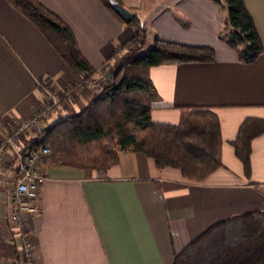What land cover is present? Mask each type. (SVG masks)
<instances>
[{
	"label": "crops",
	"instance_id": "1",
	"mask_svg": "<svg viewBox=\"0 0 264 264\" xmlns=\"http://www.w3.org/2000/svg\"><path fill=\"white\" fill-rule=\"evenodd\" d=\"M71 29L79 49L105 82L128 53L153 37L208 45L210 62L162 63L148 68L154 86L150 120L175 123L186 106L208 107L218 118L221 165L201 180L175 166L156 167L148 155L123 150L104 169L54 164L35 198L39 210L26 220L34 264H170L174 253L217 218L264 209V130L251 139L245 175L230 140L243 118L264 119V4L244 0L263 51L249 62L218 37L224 10L213 0H120L144 30L139 37L99 0H38ZM53 89L75 86L78 76L33 25L0 0V137L41 100L37 81ZM96 88L76 87L44 123L82 107ZM32 135V132H23ZM5 162V163H4ZM0 172V258L16 248L6 218V182L14 160Z\"/></svg>",
	"mask_w": 264,
	"mask_h": 264
},
{
	"label": "trees",
	"instance_id": "2",
	"mask_svg": "<svg viewBox=\"0 0 264 264\" xmlns=\"http://www.w3.org/2000/svg\"><path fill=\"white\" fill-rule=\"evenodd\" d=\"M29 19L82 83L95 69L82 55L73 32L38 0H6ZM119 20L112 3L99 0ZM224 10L218 37L235 50L237 59L252 61L263 51L260 36L244 0H213ZM264 4V0H263ZM123 6V5H122ZM122 21V20H121ZM144 31L133 14L127 23ZM210 46L166 40L157 36L141 43L100 82L78 110L44 123L32 135L20 134L23 152L46 144L45 165L64 164L104 169L123 150L142 152L156 167L175 166L182 176L201 180L221 165V137L217 115L208 107L186 106L175 123H154L149 114L154 86L148 68L162 63L210 62ZM264 130V119L247 116L230 140L245 175L250 172L251 139ZM170 264H264V209H247L215 219L174 253Z\"/></svg>",
	"mask_w": 264,
	"mask_h": 264
},
{
	"label": "built area",
	"instance_id": "3",
	"mask_svg": "<svg viewBox=\"0 0 264 264\" xmlns=\"http://www.w3.org/2000/svg\"><path fill=\"white\" fill-rule=\"evenodd\" d=\"M84 84L93 88L99 85L93 80L82 83L78 79L75 86L66 84L57 91L47 82L46 78L38 80L37 86L41 93V100L34 106L31 116L12 121L4 135L0 137V172L4 161H15L10 178L5 182L10 196L6 218L16 248L11 258H0V264H34L33 243L26 220L39 210L35 198L39 186L45 179L44 158L50 148L42 144L36 149L23 152L20 134L23 132L37 133L40 120L48 117L61 102L71 100L75 88Z\"/></svg>",
	"mask_w": 264,
	"mask_h": 264
},
{
	"label": "water",
	"instance_id": "4",
	"mask_svg": "<svg viewBox=\"0 0 264 264\" xmlns=\"http://www.w3.org/2000/svg\"><path fill=\"white\" fill-rule=\"evenodd\" d=\"M112 8L119 15L121 20H123L124 22L128 23L132 19V16H133L132 13L124 6L116 2H113Z\"/></svg>",
	"mask_w": 264,
	"mask_h": 264
},
{
	"label": "rangeland",
	"instance_id": "5",
	"mask_svg": "<svg viewBox=\"0 0 264 264\" xmlns=\"http://www.w3.org/2000/svg\"><path fill=\"white\" fill-rule=\"evenodd\" d=\"M51 115H52V114H51ZM51 115H50V116H51ZM48 117H49V116H48ZM56 118H57V116L54 117V119H56ZM54 119H52V120H54ZM52 120H50V121H52ZM50 121H48V122H50ZM46 123H47V122H46Z\"/></svg>",
	"mask_w": 264,
	"mask_h": 264
}]
</instances>
